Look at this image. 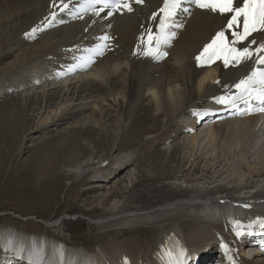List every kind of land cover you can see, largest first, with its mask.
I'll return each mask as SVG.
<instances>
[{"label":"bare ground","instance_id":"6f19581e","mask_svg":"<svg viewBox=\"0 0 264 264\" xmlns=\"http://www.w3.org/2000/svg\"><path fill=\"white\" fill-rule=\"evenodd\" d=\"M55 2L58 5L56 7L53 6V0H0V64L3 65L2 71L7 73L20 69H24L26 72L30 71L23 81L21 79L15 83H8L2 79L0 81V100L15 93L16 96L9 98L8 101L21 98L23 106L30 104L34 106V109L39 107L46 109L53 103V100H58L62 106L42 120L46 121L43 123L44 126L55 124L64 119H72L70 129H73L74 132L97 130L104 133L108 131L103 124L105 121L95 120V110H90V107H94L99 110L101 115H104L106 112L104 105L109 99L117 102L119 107L120 101H122V105H126V110L119 115L118 131L113 139L117 146L129 124L133 121L139 102L144 96L151 95L152 97L145 103L143 110L148 111L154 107L158 113L165 116L167 122L178 118L194 94H199L203 100L209 102V114H212L211 111L222 107V105L216 104L212 97L225 94L226 85L234 84L250 71L251 61L245 62L239 67L227 69L219 60L211 66L201 67L198 64L195 66V57L226 25L225 17L217 13L202 10L187 3L184 4V7L190 9L191 15L189 16L187 13L177 15V22H183L184 27L176 30L177 36L175 41L173 40V49L170 47V53L167 56L168 58L175 56L176 63L171 68L166 63L164 70H161L159 67H154L155 65L152 66L153 69H150L151 66L143 68L147 63L158 61L137 54L136 48L139 44V37L146 28H152L154 32L158 30L157 21H153L151 15L162 6V0H145L142 5L134 4V11L131 13L125 11L122 15L115 13L112 16H107V11H105L100 16H96L88 11L81 13L82 18L73 17L67 10L60 11V7H62L60 0H55ZM82 2L83 0H72L70 7L75 5V8H78L79 3ZM52 12L56 13V20L52 22V25L61 24V20L66 22L76 19L78 22L49 33L48 38L39 43H30L21 49L14 47L16 44L24 43V39L22 41L21 38V41H18V37L25 35L26 40L30 38L26 34L30 33L33 27L42 26V21L47 23L45 18L51 19ZM160 18H163V14L158 17V19ZM105 34L113 38L110 41V50H106L103 56L96 58V62L89 68H77L75 71H69L72 66L79 63L80 57L91 55L88 50L100 43L99 37ZM253 35L257 36V34ZM231 39L232 37L229 36V40ZM71 46L74 47V50H71ZM122 47L129 48L132 55L130 71L133 73L131 75L130 72V77H124V73L121 71L119 49ZM135 64L138 65L136 71L133 68ZM193 65L194 67H190ZM33 75L34 78H32ZM217 80L220 81V84L216 83ZM101 88L104 89L101 90ZM232 91L236 90L233 88ZM97 92L98 94H96ZM194 113L193 111L191 115L194 116ZM141 117L143 116L141 115ZM140 119L142 120V118ZM209 125L211 126V123ZM210 126L196 133L195 136L183 137L182 144L178 148L174 149L176 146L172 145L165 151L171 150L170 156L177 151L178 157L189 163L198 162L196 153L209 147L213 151V160H217V163L222 167L220 170L222 172L215 174L210 179L214 182L203 183L197 189L187 190L181 188L177 182L171 184L152 183L147 187L137 189L141 183H144L140 180L132 186V190H129L127 196H118L119 200L112 206L94 216L95 223L93 224L108 230L104 232L105 237L112 236L114 238L107 244L105 243L112 261H109L110 263L125 264V261L127 264L166 263V256L162 254L163 250L175 249L178 251L181 246L187 249V245L193 249V254L190 255L193 259L196 254L200 255L202 251L210 250L209 247L216 243L215 240L224 239L231 247L228 254L223 249L227 260L226 264H230L228 255L235 258L236 264H257L246 257H241L240 253L244 252L243 248L234 242L233 230H230L228 226H223L218 222L217 225L206 222L204 225L201 222V225L200 221H194L195 218L192 219L193 217L191 218L189 213H196L198 216L204 215L207 220L214 222L217 212L227 213L225 217L231 218L230 212L228 213L231 209L230 205H236L239 207L236 212L250 217L249 222L245 225L258 219L256 233L262 232L260 221L264 220V113L247 114L243 120L226 122V126H228L226 134L230 139L229 141L223 139L218 145L216 144L219 136L216 130L217 126ZM207 155L208 152L198 155L197 158L200 159ZM251 157H256L259 160L258 163H252L249 160ZM126 160L124 166L130 163V159L126 158ZM117 170L123 169L116 168L114 172H118ZM226 172L231 173L233 179L228 178L226 183L215 180L221 178ZM110 198L108 197L103 204L109 202ZM245 204L250 207H244ZM152 212L157 213V220L152 222V225H148L151 234H146V232L142 236H132L133 240L131 239L140 250L146 252L150 249L145 258H139L131 245L119 243L121 237L129 236L131 233V231L121 228L125 221L127 223L130 220L138 221L143 218V215L148 216ZM198 218L197 220H199ZM111 224L116 226H114L115 229L109 228ZM214 227H219L218 229L222 230V236L219 234V230L215 234L217 231L214 230ZM4 233L10 239L18 238L14 234H19L9 230ZM183 236H187L190 242ZM48 253V250H45V254L48 255ZM119 258L121 260H118ZM260 264H264V261Z\"/></svg>","mask_w":264,"mask_h":264},{"label":"rangeland","instance_id":"374dc122","mask_svg":"<svg viewBox=\"0 0 264 264\" xmlns=\"http://www.w3.org/2000/svg\"><path fill=\"white\" fill-rule=\"evenodd\" d=\"M75 22L78 21L74 19L58 25H51L36 34L35 38L25 40V35H22L17 39L18 41H21V38L22 41L24 39V43H19L20 45L15 43L14 47L21 49L30 43H39L48 38L49 33ZM173 45L174 42L171 45L172 49ZM71 50H74L73 46H71ZM166 50L170 53V48ZM119 52L121 54L119 56L122 64L121 71H123L124 77H130L133 73L130 71L131 52L126 47L120 48ZM174 59L175 56L166 57L161 62L147 63L143 68L151 66L150 69L159 67L164 70L166 63L171 68L176 63ZM194 64L195 66L198 64L196 60ZM2 67L3 65L0 64V81L5 79L8 83H15L21 79L23 81V78L30 73L24 69L7 73L2 71ZM190 67H194V65ZM133 68L136 71L138 65L135 64ZM34 77L33 75L32 78ZM124 80L126 79L124 78ZM103 89L101 88V90ZM14 96L16 94L11 93L0 100V229L12 227L27 235L46 234L49 239H62L72 248L92 254L91 257L93 260H98V264H105L111 261L106 244L114 238L112 236L105 237L104 232L108 230L94 225L93 218L119 200L118 196H127L129 190H132V186L140 180L144 183H141L137 189H142L152 183L171 184L173 182H177L185 190L197 189L203 183L214 182L210 179L215 174L222 172H220L222 167L217 163V160H213V151L209 147L196 153L198 162L189 163L179 158L177 151L171 156L169 155L171 150L165 151L172 145L176 146L174 149L178 148L182 144L183 137L195 136L196 133L210 126L207 123L206 126L196 127V122H193L196 117L191 115L192 112L204 110L209 105V102L203 100L199 94L192 95L186 109L178 118L169 122L154 107L148 111L143 110L145 103L152 97L151 95L144 96L139 102L133 121L129 124L117 146L113 139L118 131L119 115L126 110V105H122V101H120L119 107L117 102L109 99V103L104 105L106 110L104 115H101L99 110L94 107H90V110H95V120L105 121L103 124L107 127V132L85 130L77 133L78 131L74 132L73 129H70L72 119H64L55 124L44 126L43 123L46 121L42 120L62 106L58 100H53V103L46 109L41 107L34 109V106L30 104L23 106L21 98L8 101ZM244 118L245 115H234L212 122L211 126L216 125L219 134L216 144L221 143L223 139L228 141L230 139L226 134V128H228L226 122L239 121ZM84 145L86 146L84 147ZM206 152H208L206 157L197 158L198 155ZM126 158L130 159V163L124 166ZM249 160L252 163L259 161L256 157H251ZM120 167L123 169L120 170L121 172L118 170V172H114L116 168ZM210 168L212 169L208 170ZM231 175L226 172L221 178L215 180L226 183L228 178L233 179ZM106 197H111L110 201L103 204ZM154 213L152 212L148 216L143 215L138 223H135L136 220H130L128 223L125 221L121 228L131 231V233L129 236L121 237L119 243L131 245L139 258H145L150 249L146 252L140 250L132 241V236L150 233L149 226L157 220V213ZM189 215L191 218L193 217L192 219L195 218L194 221H200L204 225L205 222L214 225L219 223L210 222L206 217L198 218L196 213L190 212ZM114 226L111 224L109 228L113 230L116 227ZM232 229L230 228V230ZM214 230L220 231L218 227H214ZM183 238L190 242L187 236H183ZM249 249L243 250L241 257H246L257 264L264 261V253L250 254ZM186 250L187 256L190 253L193 254L191 246L187 245ZM211 256V258H215L213 264H223L224 259L221 254L216 252ZM198 264H204L202 259Z\"/></svg>","mask_w":264,"mask_h":264},{"label":"snow or ice","instance_id":"6c2138e0","mask_svg":"<svg viewBox=\"0 0 264 264\" xmlns=\"http://www.w3.org/2000/svg\"><path fill=\"white\" fill-rule=\"evenodd\" d=\"M144 3L145 0H83L79 3V7L75 8V5L70 7L72 0H67V2L60 0L62 5L60 11L67 10L73 17L82 18V12L91 11L94 15L100 16L107 9L106 15L112 16L115 13L122 15L125 11L131 13L134 11V4ZM185 3L217 13L226 19L225 27L219 30L195 57L199 66H211L219 60L227 69L239 67L248 61L252 62L248 74L234 84L226 85L225 94L212 97L214 102L228 109L241 111L242 114L264 113V0H162V6L151 15V19L157 21L158 30L154 32L152 28L145 29L139 37L136 53L151 57L156 61L168 56L166 49L171 47L176 38V30L184 27L183 22H177V15L179 13L191 15L190 9L184 7ZM53 6H58L55 0H53ZM161 14L163 18L158 19ZM45 20L47 23L42 21V26L33 27L26 35L35 38L36 33L52 25V22L56 20V13L52 12L51 19L46 17ZM60 22L63 23L62 20ZM229 36L232 37L231 40ZM112 39L108 34L99 37L100 43L88 50L91 55L80 57L79 63L72 66L69 71L89 68L96 62V58L103 56L106 50H110ZM216 83L220 84V81L217 80ZM233 88L235 92L232 91ZM241 103L245 106L243 109L240 108ZM194 114L203 119L209 114V110ZM244 207H250V205L245 204ZM260 226L264 228V220L260 221ZM246 227L251 228L252 224L243 225L240 221H236L235 235L242 237L251 234L244 231ZM223 248L226 254L230 252L228 244H224ZM165 255L166 264H189L187 250L183 246L178 251L165 249ZM228 259L230 264H236L232 255H228Z\"/></svg>","mask_w":264,"mask_h":264}]
</instances>
